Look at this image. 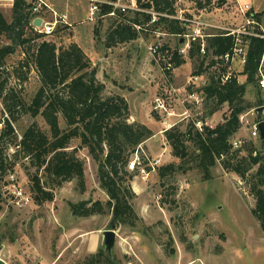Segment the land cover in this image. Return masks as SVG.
I'll return each instance as SVG.
<instances>
[{
    "label": "rangeland",
    "instance_id": "rangeland-1",
    "mask_svg": "<svg viewBox=\"0 0 264 264\" xmlns=\"http://www.w3.org/2000/svg\"><path fill=\"white\" fill-rule=\"evenodd\" d=\"M45 1L51 5L53 3L52 6L58 11H66L72 25L60 24L52 35L39 34L30 29L26 32L28 36L41 35L38 41L51 40L58 46L79 41L80 47L96 67L97 77L104 82L106 91L120 96L126 94L129 109L139 115V123L166 130L176 124L183 128L189 122L194 124L204 119L202 123L205 121L207 125L215 126L218 119L221 120L228 113L227 102L218 104L212 114H207L208 108L199 98V102L184 100L192 91L199 96L196 89L207 79V74L203 73L197 75L199 79L195 83H188L196 69L188 58H185L184 64L168 71L159 65V60L165 64L172 51L180 46L175 35L144 30L130 43L118 44L108 50L103 45V39L109 16L82 24L79 21L87 8L85 0H68L66 5L63 0ZM136 1L138 4L147 2ZM9 2L0 1L2 15L7 21H10L11 15ZM246 4L250 9L243 12ZM203 6L189 0H179L175 4L177 14L185 18L199 16L198 20L214 26L222 24L233 29L246 28L251 33L259 30L264 36V0H224L223 3L221 0H211L205 14L201 15L196 10H202L205 8ZM46 15L50 18L49 13ZM247 18L249 24H246ZM150 23L147 21L145 28ZM89 27L98 30L90 40ZM217 30L220 29L208 28L206 32ZM190 31L191 26H188L186 32ZM4 43L7 40L0 34V46ZM154 43L168 45L170 49L166 58L159 55V63L153 61L149 51V46ZM23 56L22 50L17 48L6 57L1 78L8 77L10 86L17 84L14 70ZM243 65L236 60L227 70L230 77L236 78L239 83L245 82V77L240 74ZM259 74L264 76V52ZM257 82L247 84L244 95L255 107L264 105V88H260ZM39 86L36 72L31 70L22 85L23 99L29 102ZM157 104H161V107L155 108ZM255 107L239 115L244 119L232 139L240 142L251 140L257 150L263 152L264 140L250 133L255 122ZM151 116L154 119L160 117V122L149 120ZM5 117L8 114L0 100V130ZM33 121L48 133L40 116L31 118L23 115L12 122L18 139L24 127ZM60 126H64L62 120ZM163 136L155 133L146 143L148 148L143 144L140 147L149 158H159L158 166L171 162L179 165L180 161L172 155ZM77 143L78 140L73 141V145ZM12 152L13 149L7 151L9 155ZM78 156L84 160L88 180V190L84 193L78 192L76 181L71 180L61 187H54L50 201L39 203L32 200L22 209L12 207L0 194V252L7 264H85L86 258L98 253L104 261L107 253L104 251L103 231L107 229L115 231L109 255L112 264H187L189 261L188 264H264V231L259 229L250 211L254 200L247 185L234 173L224 172L219 165L212 168L213 178L208 181H202L198 171L191 166L163 179L159 178L157 167L145 180L134 173L130 184L136 197L131 202L141 221L132 227L119 225L111 228V211L88 217L77 216L72 211L71 204L82 200L105 203L109 199L100 187L96 167L86 150H79ZM13 161L11 172L22 185H29L27 173L33 174L34 169L20 157ZM252 171L255 172V168ZM171 250H174V254Z\"/></svg>",
    "mask_w": 264,
    "mask_h": 264
},
{
    "label": "trees",
    "instance_id": "trees-1",
    "mask_svg": "<svg viewBox=\"0 0 264 264\" xmlns=\"http://www.w3.org/2000/svg\"><path fill=\"white\" fill-rule=\"evenodd\" d=\"M189 1L204 4L205 8L211 3V0ZM174 4L175 0H152L155 11L171 15L176 13ZM29 6L28 0H13L10 21L0 11V34L8 41L0 46V100L8 114L3 118L0 130V180L11 171L13 160L20 157L34 169L33 174L27 173L33 201H50L53 198L52 189L71 180L76 181L77 191L84 193L88 190V180L84 160L78 156V151L85 149L96 167L100 187L109 199L105 203L82 200L71 204L72 211L80 217L111 211V228L135 226L141 218L131 202L136 197L130 184L134 172L128 171L126 166L138 146L153 132L145 124L129 121L126 100L106 91L105 84L96 76V67L79 45L72 42L67 46H58L51 40L38 41L41 35L28 36L26 32L31 29ZM146 6L150 5L147 3ZM103 11H109V7H104ZM149 20L150 15L145 13H117V18H109L103 45L111 48L135 40L144 30L160 31L176 37L187 30L181 21L163 16L157 17L145 28ZM96 33L98 30L94 27L93 34ZM255 33L258 35H241L246 56L240 71L245 76L243 83L231 77L221 82L220 76L227 69L219 57L230 52L234 46V37L223 30L209 33L204 38L206 53L203 56L198 41L191 43L186 57L178 55L180 46L172 51L170 60L174 67L184 64L185 58H188L196 68L193 74H207L206 82L196 89L203 97L205 108H208L207 114H212L222 102H227L228 113L215 126H209L204 121L200 130L193 122L183 128L176 124L164 130V139L180 163H167L156 170L159 178L163 179L191 166L198 171L202 181L213 178L211 170L216 165L226 173H234L247 185L254 200L251 214L259 229L264 231V151L257 150L251 140H243L236 148L232 147L231 142L241 127L239 115L255 107L244 98L246 85L257 82L264 52V37L260 36L259 30H255ZM17 48L22 50L24 56L14 70L17 84L10 86L8 77L1 78V75L6 57ZM160 50L170 52L168 45H162ZM31 70L36 72L40 86L32 99L26 102L21 91ZM23 115L31 118L40 116L48 133L33 121L24 127L18 139L12 122ZM74 140H78L76 145H73ZM10 149H13L11 155L7 153ZM254 168L255 172L252 171ZM85 264H112V261L108 254L102 261L98 253L86 258Z\"/></svg>",
    "mask_w": 264,
    "mask_h": 264
},
{
    "label": "built area",
    "instance_id": "built-area-1",
    "mask_svg": "<svg viewBox=\"0 0 264 264\" xmlns=\"http://www.w3.org/2000/svg\"><path fill=\"white\" fill-rule=\"evenodd\" d=\"M2 1V0H0ZM12 2L13 0H9ZM30 3L29 6V12L31 15V19L29 21V27L36 33L39 34H45V35H52L53 32L57 29L58 25H69L67 22V15L65 13H58L55 10H53L49 4L45 0H28ZM88 3V11L85 16V21L87 22H93L98 18L109 16L117 18V13H125L126 11H132V12H138V13H145L150 15V22H155L157 20V17L163 16L168 18H174L179 21H181L184 26L188 28V26H191V31L186 32L183 35H177L178 38L181 39L180 41V47L177 50L178 55L180 56H186L188 51L191 48V43L194 41H198L200 44V54L203 56L205 55V44H204V38L209 35V33L206 32L208 28H216L220 29L226 32L228 35H232L234 37V46L230 52H227L219 57L221 64L223 66H226V69L228 70V67L234 62L239 61L241 64L245 63L246 56H245V48L242 44V38L241 34L246 35H258L257 33H251L246 28L240 29H233L228 27H221V26H214L211 23H208L206 21L198 20V18H185L181 14H177V11L174 15L162 13L155 11L152 8V0H147L149 7L146 6L147 2L144 4H138L136 0H127L126 2L123 0H86ZM179 0H175L178 2ZM174 4V6H175ZM104 7H109V11L104 12ZM176 8V7H175ZM243 12L244 10H249V6L246 4L242 8ZM50 14V19H45V14ZM39 18L40 24L35 25L33 23L34 19ZM250 21L247 18L246 24H249ZM136 29H140L139 26H135ZM156 34H162L165 35V33L160 31H155ZM264 37L263 35H260ZM161 45L159 43H154L149 46L150 54L153 58V61L155 63H159V65L163 68H166L165 70L173 69L174 63L170 58L168 57L167 62L164 64L161 62V60L158 61L159 55H163L161 58L164 59L166 56H168L167 52H162L160 50ZM165 54V55H164ZM260 67L258 71V79L257 83L259 84L260 88H264V76L262 74H259ZM230 74L226 71V73L222 74L220 76L221 82H225L229 79ZM199 77L197 75H194L189 78L188 83L192 84L195 83L196 80H198ZM206 81L203 82V84ZM198 98L202 100V95L199 96L196 94L195 91H192L189 93L184 99L185 101L190 100V102H199ZM184 102V101H183ZM161 107V104H157L155 108ZM244 119V116L239 117L240 123ZM206 124V122H205ZM194 125L199 130L202 126V121H196L194 122ZM210 126V125H209ZM251 136L256 137L259 136V131L257 129V121L252 125L251 130ZM232 147L236 148L240 145L239 140L232 139ZM139 148L136 149V151L131 155L128 163H127V170L134 172L138 174L142 179H146L150 172L155 171V168L158 167L159 164V158H149V156L144 152V150L138 146ZM142 154H141V152ZM1 191L0 194L2 198H6L8 203L16 208V209H22L29 205L32 202V194L28 189V184L22 185L20 182H18L17 177L15 176L14 172L9 171L5 176L3 177L1 181ZM25 186V187H24Z\"/></svg>",
    "mask_w": 264,
    "mask_h": 264
},
{
    "label": "crops",
    "instance_id": "crops-1",
    "mask_svg": "<svg viewBox=\"0 0 264 264\" xmlns=\"http://www.w3.org/2000/svg\"><path fill=\"white\" fill-rule=\"evenodd\" d=\"M63 1H65V2H63V3H65V5H66V3L68 2V0H63ZM86 1V0H85ZM87 2V1H86ZM48 4H49V6L53 9V10H55L56 12H58V13H65L66 15H67V22L69 23V25H72V23H71V21H70V18H69V14L66 12V11H62V10H57L56 8H54L52 5H53V3H52V5L49 3V2H47ZM64 5V6H65ZM0 6H1V4H0ZM3 6V5H2ZM8 6H9V8H10V12H11V8H12V2L10 3H8ZM250 9V8H249ZM206 10V8H203L202 10H196L197 12H199V13H201V15H204L205 13H204V11ZM0 11H1V9H0ZM87 11H88V3H87V8H86V11L83 13V16H82V18H81V20L79 21V23L81 22L82 24H85V23H89V22H87V21H85V16H86V14H87ZM2 13V12H1ZM11 14V13H10ZM11 16V15H10ZM47 15L45 14V19H50V18H47L46 17ZM196 18H198L199 16H195ZM10 19H11V17H10ZM218 26H224V25H220V24H218ZM93 29L94 28H92V27H89L88 28V38H89V40L90 39H92L93 38ZM133 41V40H132ZM181 41V40H180ZM131 41H129V42H126V43H130ZM7 43H8V41H7ZM73 43H76L77 45H81V43L79 42V41H73ZM80 43V44H79ZM126 43H124V44H126ZM5 44V43H4ZM112 48V47H111ZM111 48H107L108 50L109 49H111ZM82 49V48H81ZM83 50V49H82ZM96 76H97V73H96ZM242 76H244V75H242ZM245 77V76H244ZM98 78V77H97ZM204 81H206V79L205 80H203L202 82H204ZM104 83V82H103ZM106 87V86H105ZM118 94V93H117ZM119 95H121V94H119ZM126 94H122V96L125 98V100H126V102H127V104H128V108H129V100H128V98L125 96ZM140 105L142 106V104L140 103ZM141 106H140V108H141ZM129 114H130V117H129V121H136V122H140V118H139V115L138 114H135L134 112H132L130 109H129ZM154 118L151 116V118L149 119V120H152V121H158V122H160V117H158V119H154ZM162 121V120H161ZM220 121V119H218V122ZM164 122V121H163ZM217 122V123H218ZM142 123V122H141ZM215 124H216V122H215ZM147 126V125H146ZM210 126H212V125H210ZM150 129H151V131L153 132V136H154V134L155 133H159V134H162L163 135V131H164V129H159L157 126L155 127V129H153V128H151V127H149ZM158 131V132H157ZM153 136H151V137H153ZM150 137V138H151ZM150 138H148V139H150ZM163 138H164V136H163ZM148 139L147 140H145L142 144L143 145H145L147 148H148V146H147V141H148ZM1 251V250H0ZM174 254V253H173ZM0 258L1 259H3L4 260V262H5V264H7V260H5V258H3L2 256H1V252H0ZM190 262V261H189ZM189 262H187V264L189 263Z\"/></svg>",
    "mask_w": 264,
    "mask_h": 264
},
{
    "label": "water",
    "instance_id": "water-1",
    "mask_svg": "<svg viewBox=\"0 0 264 264\" xmlns=\"http://www.w3.org/2000/svg\"><path fill=\"white\" fill-rule=\"evenodd\" d=\"M208 5V3H206ZM33 23L35 25L40 24V19L36 18L34 19ZM255 120L257 121V129L259 131V137L260 139H264V105L255 107L253 109ZM115 240V231L112 229H107L103 231V245H104V251L108 255H111V251L113 248ZM0 264H5L4 260L0 258Z\"/></svg>",
    "mask_w": 264,
    "mask_h": 264
}]
</instances>
